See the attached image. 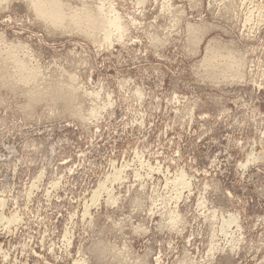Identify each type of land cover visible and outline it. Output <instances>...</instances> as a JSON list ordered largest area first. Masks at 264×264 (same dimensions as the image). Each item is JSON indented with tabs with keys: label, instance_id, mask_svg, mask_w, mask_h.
<instances>
[{
	"label": "rangeland",
	"instance_id": "1",
	"mask_svg": "<svg viewBox=\"0 0 264 264\" xmlns=\"http://www.w3.org/2000/svg\"><path fill=\"white\" fill-rule=\"evenodd\" d=\"M57 1L0 0V264H264V0Z\"/></svg>",
	"mask_w": 264,
	"mask_h": 264
},
{
	"label": "bare ground",
	"instance_id": "2",
	"mask_svg": "<svg viewBox=\"0 0 264 264\" xmlns=\"http://www.w3.org/2000/svg\"><path fill=\"white\" fill-rule=\"evenodd\" d=\"M30 2L34 5V8H36V11L39 13V14H41V15H43V16H45L46 17V19L49 21V22H51L52 24H63V19H64V17H63V14H62V11H61V9H62V7H61V4L57 1V0H30ZM111 8V7H110ZM107 9V8H106ZM105 9V10H106ZM97 11H98V9H97ZM112 11V10H111ZM76 14V13H75ZM80 14V13H79ZM96 14V16L94 15V14H92L91 13V23H93L92 25H93V28H94V30L96 29H100V31L102 32V34L104 35V38H108L109 39V36L111 35L110 33L113 31V30H116V32H118L119 33V31L118 30H122V23L120 22V20H119V18H118V16L117 15H115V16H105L104 14H102V13H100L99 11L98 12H96L95 13ZM108 14V13H107ZM112 14V13H111ZM92 15H93V17H92ZM109 15V14H108ZM76 18H78V17H76ZM79 18H80V16H79ZM75 21V20H74ZM73 20H72V23L74 22ZM77 21V20H76ZM87 23H89V22H87ZM74 24H75V22H74ZM73 24V25H74ZM77 24H78V22H77ZM66 25V24H65ZM64 25V26H65ZM79 25H81V24H79ZM61 26V25H60ZM68 26V25H67ZM87 26V25H86ZM193 26V25H192ZM56 27V26H55ZM83 27V26H82ZM124 27H125V25H124ZM60 28V27H59ZM63 28H65V27H63ZM62 28V29H63ZM67 28V27H66ZM85 28V27H84ZM198 29V28H197ZM75 30V29H74ZM77 30V29H76ZM85 30V29H84ZM112 30V31H111ZM90 31V30H89ZM194 31H196V30H194ZM198 31V30H197ZM98 32V31H97ZM125 32V31H124ZM81 33V32H80ZM84 33V32H83ZM117 33V34H118ZM85 34V33H84ZM97 34V33H96ZM121 34V33H120ZM119 34V35H120ZM192 34V33H191ZM90 35H91V32H90ZM95 35V34H94ZM93 35V36H94ZM99 35V34H98ZM117 37H119V36H117ZM121 37V36H120ZM196 38H198V37H196ZM105 39V40H106ZM111 39V38H110ZM110 39H109V43H110ZM102 40V39H101ZM121 40V39H120ZM119 40V41H120ZM98 41V40H97ZM96 41V42H97ZM196 41V40H195ZM95 42V43H96ZM105 42V41H104ZM196 43H197V41H196ZM111 44V43H110ZM105 45V44H104ZM199 45V44H198ZM198 45H196V46H198ZM24 47V46H23ZM209 47V46H208ZM210 47H212V46H210ZM17 48V47H16ZM212 49H214V48H212ZM211 49V50H212ZM32 53V52H31ZM28 55V54H27ZM215 55V54H214ZM235 55V54H234ZM212 56V55H211ZM224 56V55H223ZM219 57V56H218ZM232 57V56H231ZM221 58V57H220ZM22 59V58H21ZM35 59V58H34ZM214 59V58H213ZM222 59V58H221ZM236 60V59H235ZM206 61V60H205ZM13 62V61H12ZM25 62V61H24ZM201 62V61H200ZM224 62V61H223ZM234 62V61H233ZM218 63V62H217ZM231 62H229V64H230ZM23 66V65H22ZM209 66V65H208ZM220 66V65H219ZM18 67V66H17ZM26 67V66H25ZM218 67V66H217ZM220 67H222V66H220ZM226 68V67H225ZM29 70V69H28ZM222 70V69H221ZM223 71V70H222ZM225 71V70H224ZM34 72V71H33ZM23 73V72H22ZM30 73V72H29ZM223 73V72H222ZM229 73V72H228ZM239 73V72H238ZM20 74V73H19ZM231 74H232V72H231ZM234 74H235V72H234ZM27 75V74H26ZM30 76V75H29ZM220 76V75H219ZM32 77V76H31ZM26 78V77H25ZM27 79V78H26ZM224 80V79H223ZM29 83V82H28ZM31 83V82H30ZM63 83V82H62ZM68 87V86H67ZM72 87V86H71ZM32 88V87H31ZM36 88V87H35ZM69 88V87H68ZM72 89H73V87H72ZM77 89V88H76ZM22 90V89H21ZM31 91V90H30ZM73 91V90H72ZM134 91V90H133ZM29 92V91H28ZM86 92V91H85ZM95 93V92H94ZM29 96V95H28ZM30 96H31V94H30ZM37 96V95H36ZM41 96V95H40ZM71 96V95H70ZM69 99H70V97H69ZM30 101V100H29ZM56 103V102H55ZM106 103V102H105ZM107 104H109V103H107ZM95 106V105H94ZM109 107V106H108ZM97 114V113H96ZM95 120V119H94ZM252 155V154H251ZM253 157V156H252ZM249 158V157H248ZM259 158V157H258ZM252 159V158H251ZM261 160V159H260ZM252 161V160H251ZM249 163V162H248ZM121 171V170H120ZM113 172V171H112ZM116 173V172H115ZM39 176V175H38ZM116 176V175H115ZM114 177V176H113ZM116 179L118 178V177H115ZM114 178V179H115ZM36 179V178H35ZM113 179V180H114ZM174 179H176V183H177V185H182V186H187L186 185V183H185V178H184V174H182V172L180 171V174L178 175V178H177V176H176V178H174ZM37 180V179H36ZM39 180V179H38ZM106 182V181H105ZM175 183V184H176ZM100 186V185H99ZM102 186V185H101ZM34 187V186H33ZM57 187V186H56ZM50 188V187H49ZM103 188H105V187H103ZM102 188V189H103ZM175 188V187H174ZM30 189V188H29ZM53 189V188H52ZM98 189H99V187H98ZM154 189V188H153ZM107 190V189H106ZM29 191V190H28ZM32 191V190H31ZM97 192V191H96ZM48 193V192H47ZM28 194V193H27ZM32 196V195H31ZM109 196V195H108ZM94 197H96V196H94ZM1 198V197H0ZM100 198V197H99ZM108 199V198H107ZM201 199V198H200ZM95 200V198L93 199V201ZM96 201V200H95ZM106 201V200H105ZM109 201V200H108ZM111 201V200H110ZM112 201H114V200H112ZM159 202H160V200H159ZM93 203V202H92ZM96 203V202H95ZM1 204V203H0ZM4 205V204H3ZM110 205V204H109ZM199 206V205H198ZM2 207V206H1ZM85 207V206H84ZM4 208V207H3ZM87 209V208H86ZM0 210H2V209H0ZM88 210V209H87ZM149 212V211H148ZM175 212V211H174ZM87 213H88V211H87ZM215 213V212H214ZM200 214V213H199ZM206 214V213H205ZM166 215V214H165ZM170 215V214H169ZM172 215V214H171ZM213 215V214H212ZM228 215V214H227ZM84 216V215H83ZM179 216V215H178ZM12 217V216H11ZM10 217V219H7L6 221L7 222H5V223H8V224H10L14 219H13V217L11 218ZM15 217V216H14ZM210 217H211V215H210ZM221 217V216H220ZM1 218H2V216H1ZM81 218V217H80ZM173 218V217H172ZM171 218V219H172ZM213 218V217H212ZM3 219V218H2ZM84 219V218H83ZM82 219V220H83ZM169 219V218H168ZM180 219V218H179ZM214 219V218H213ZM236 219V218H235ZM16 220V219H15ZM4 221H5V219H4ZM21 221V220H20ZM1 222V221H0ZM172 222V221H171ZM170 222V223H171ZM232 222V221H231ZM230 223V222H229ZM15 224V223H14ZM174 224V223H173ZM7 225V224H6ZM11 225V224H10ZM230 225V224H229ZM172 226V225H171ZM8 227V226H7ZM163 227V226H162ZM3 228V227H2ZM184 228V227H183ZM174 229V228H173ZM212 229V228H211ZM7 230V229H6ZM9 232V231H8ZM7 233V232H6ZM147 233V232H146ZM64 236V235H63ZM228 236V235H227ZM239 237V236H238ZM214 239V238H213ZM225 239V238H224ZM231 241V240H230ZM210 243V242H209ZM226 244V243H225ZM51 246V245H50ZM211 246V245H210ZM215 246V245H214ZM233 246V245H232ZM212 248V247H211ZM237 249V248H236ZM213 252V251H212ZM122 255V254H121ZM114 256V255H113ZM5 259V258H4ZM82 262V261H81ZM193 263V262H192Z\"/></svg>",
	"mask_w": 264,
	"mask_h": 264
}]
</instances>
